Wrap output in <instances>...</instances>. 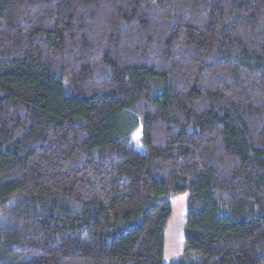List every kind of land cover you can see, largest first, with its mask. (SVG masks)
I'll return each mask as SVG.
<instances>
[{
  "label": "trees",
  "instance_id": "16d2710c",
  "mask_svg": "<svg viewBox=\"0 0 264 264\" xmlns=\"http://www.w3.org/2000/svg\"><path fill=\"white\" fill-rule=\"evenodd\" d=\"M182 193L264 264V0H0V264H164Z\"/></svg>",
  "mask_w": 264,
  "mask_h": 264
},
{
  "label": "rangeland",
  "instance_id": "374dc122",
  "mask_svg": "<svg viewBox=\"0 0 264 264\" xmlns=\"http://www.w3.org/2000/svg\"><path fill=\"white\" fill-rule=\"evenodd\" d=\"M142 132L139 129L132 137L133 145L143 151L141 142ZM172 216L165 230L164 264H176V258L180 257L186 246L185 224L187 220L188 193H182L171 199Z\"/></svg>",
  "mask_w": 264,
  "mask_h": 264
}]
</instances>
